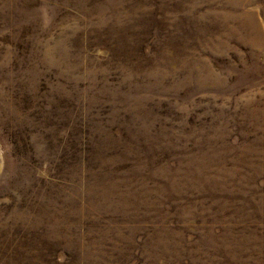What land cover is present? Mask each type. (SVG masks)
<instances>
[{"label": "rangeland", "instance_id": "rangeland-1", "mask_svg": "<svg viewBox=\"0 0 264 264\" xmlns=\"http://www.w3.org/2000/svg\"><path fill=\"white\" fill-rule=\"evenodd\" d=\"M0 264H264V0H0Z\"/></svg>", "mask_w": 264, "mask_h": 264}]
</instances>
